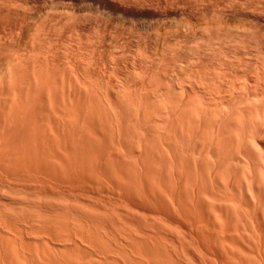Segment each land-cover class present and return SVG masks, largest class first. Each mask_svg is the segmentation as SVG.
<instances>
[{"label":"bare ground","instance_id":"bare-ground-1","mask_svg":"<svg viewBox=\"0 0 264 264\" xmlns=\"http://www.w3.org/2000/svg\"><path fill=\"white\" fill-rule=\"evenodd\" d=\"M76 1L0 0V264H264V0Z\"/></svg>","mask_w":264,"mask_h":264},{"label":"rangeland","instance_id":"rangeland-1","mask_svg":"<svg viewBox=\"0 0 264 264\" xmlns=\"http://www.w3.org/2000/svg\"><path fill=\"white\" fill-rule=\"evenodd\" d=\"M70 2L73 4V6H75V5L77 6V4H80V3L77 2V1H76V2H77V3H76L75 0H73V2H72V0H70ZM74 2H75L76 4H75ZM78 6H79V5H78ZM61 46H62V45H61ZM59 47H60V45H59ZM60 49L62 50V47H60L59 50H60ZM186 60H187V58L184 59V62H185ZM60 64H61V62H60Z\"/></svg>","mask_w":264,"mask_h":264}]
</instances>
